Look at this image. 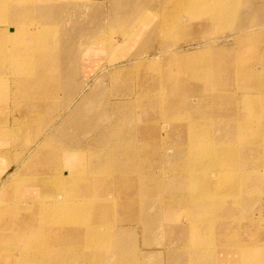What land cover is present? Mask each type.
<instances>
[{
    "label": "bare ground",
    "instance_id": "obj_1",
    "mask_svg": "<svg viewBox=\"0 0 264 264\" xmlns=\"http://www.w3.org/2000/svg\"><path fill=\"white\" fill-rule=\"evenodd\" d=\"M57 1L0 0V264H141L150 234L156 255L179 264H264V26L234 29L240 0H167L177 13L163 31L198 25L212 49L161 48L159 67L158 53L125 54L140 34L101 29L75 63L95 74L102 52L117 61L108 76L123 94L80 97L55 124L72 101L54 102L61 8L47 4ZM229 29L234 46L213 49L212 35ZM147 64L150 87L142 79L128 97L132 81L119 76Z\"/></svg>",
    "mask_w": 264,
    "mask_h": 264
},
{
    "label": "rangeland",
    "instance_id": "obj_2",
    "mask_svg": "<svg viewBox=\"0 0 264 264\" xmlns=\"http://www.w3.org/2000/svg\"><path fill=\"white\" fill-rule=\"evenodd\" d=\"M165 2L168 1L167 0H138V1L137 0H97V1L96 0H90V1L60 0L57 2L47 4V7L49 6L50 8L53 7H55L54 9H56V7L61 8V10L59 11L61 17L59 16L58 18L61 24V38H60L61 43L60 45H58L57 50L55 49L51 52L53 54L50 53L51 54L50 56H54L56 58L58 56V59L61 62L60 64L61 74L59 75L60 79L58 80V87H59L58 95L54 102L56 101L57 103H59V101L64 102L68 98H72V101L67 106V109H65V112H63V117H60L59 120H56L55 124H58L61 121L62 123H64L65 121H63L62 119H64V114L67 113L66 111H68V109L70 112L74 110V108H76L79 104L78 102L80 101L79 99L87 97L88 94L94 92L95 95L97 94L99 99L102 100V96L108 93L111 99L114 100L120 97V94H123L122 91H124V88L126 87V85L120 84L119 92L113 89L114 86L113 81H115V78L111 80L108 75L115 69V67H113L114 66L113 64H116L118 62L115 61L112 63H108V62L106 63L105 60L106 56L103 52L102 54H100L101 52L99 53L100 54L99 59H94L95 61L92 59L94 65L95 64L102 65L100 71L97 73L95 72V74H93L91 70L89 74H85L87 72L82 68L81 63L79 66L77 65V63H75L78 58L76 54V49L78 48L80 42L84 40L87 36L92 35L93 33H97L104 28L110 29L112 31H116V28H120V27H123V29L127 28L131 30L135 35L137 33L140 34L142 36V39L136 42L137 46L130 47L125 54H127V56H136L138 53L137 51L139 50L142 51V57L147 56L148 54L158 53L157 67H159L161 63L163 66L165 65L164 56L159 55L161 50H163L161 48H165L168 46L173 50H181V51H200L204 49V47L207 45L206 41L208 40L207 38L208 35L204 31L205 28H199L198 25H195V27L194 25H189L190 27L188 29L183 31L179 30V32L176 30L178 28H174V27H171L172 29H170V31L168 29H164L165 31H163V20L167 18L168 19L167 21L171 22L173 18L174 19L176 18L175 13H177V11H175L177 8L174 6H170V5H168V7L162 6L163 3L165 4ZM147 3L148 5H146ZM239 3L240 4L238 6V10L236 14L233 16L234 18H236L234 21V29H238L239 27L245 28L246 26L250 28H253L254 26V29H259L264 26V0H240ZM71 7L73 8L71 9ZM150 10L155 11L157 16L151 13L148 14ZM49 12L53 13L54 11L50 10ZM146 15H148V17H146ZM140 17H145L147 19L146 25L142 27L143 31H139L137 29L138 20ZM181 19L182 22L180 23V25L185 26L187 22L183 21L184 19L183 17ZM252 19L253 21L251 23L250 21ZM158 22L159 24H157ZM170 22L165 23V25L171 26L172 24ZM250 25L253 26L251 27ZM233 32L234 31H231V29H229L225 33H217V32L215 34L212 33L213 34L212 37L215 39L214 41L215 44L219 46L217 47L213 45L212 46L213 49H221L225 51V48L226 49L232 48L234 46V39L231 37ZM117 33L119 34V32ZM175 34L177 35V37L172 38L174 37ZM113 39L115 40L119 39V36H116ZM208 47L209 46H206L205 49H207ZM210 49H212L211 46L207 50ZM143 53L145 55H143ZM255 53L254 55L252 53H249L248 57L254 59V60L251 59V61L248 59L249 62L251 63L258 62L259 59L258 57H260V55ZM230 54H232V52H230ZM236 56H239V53H237ZM263 58H264V54H263ZM128 61L129 60H127L126 62ZM85 64L86 62L84 63V66ZM132 64L133 62L129 61L127 63V66ZM150 67L151 66L147 64V66L143 68L138 66L134 67V69L130 68L129 69L130 73L128 75L129 79L127 77L125 78L126 74L119 76V78L122 77L121 81L123 82H125V80L132 81V84L130 85L131 91L128 92L127 95L128 97H133L134 94L139 93L141 87L138 81H142V79L143 80L145 79V81L148 82L147 87H150L152 81L150 80V76H151ZM182 72H184V75H182ZM167 73H171V70L168 69ZM174 73L175 74L178 73L180 76H183V78L184 77L187 78L185 81H187L190 76L188 70L186 69L181 70L180 67L179 68L176 67ZM91 74L92 76L91 78H89L88 75ZM232 81L238 82L240 80L236 78L233 79ZM233 87L235 86L233 85ZM132 91L134 94L133 93L131 94ZM86 103L82 104L83 106L81 107L80 111L84 110V112H86L90 110L88 104ZM140 112L141 109L136 110V114ZM144 119L147 120V117H142L141 121L143 122ZM157 128H158L159 137L167 138V136L170 134L169 131L171 130V125H169V122L166 119H163L160 116H158ZM13 170L14 168L13 169L11 168L10 173H12ZM142 194L144 195L143 192H137L135 196L139 197ZM109 203L110 200L101 204L104 206ZM146 204L147 202H145L144 206ZM145 238H146L145 239L146 245L144 244V242L141 241L142 242L141 246L143 252H145L146 255L144 260L140 262L141 264H169L170 262H172L170 264H179L183 262V258L180 257L168 259L166 257L156 255L158 254L159 248L158 245L157 244L154 245L153 242L157 241L158 237L156 238L155 235L152 236V234H150L148 237ZM262 239H264V237ZM18 248H22L21 243L18 244ZM259 248L263 249V247H259ZM106 256L107 255L105 254L104 262L106 260Z\"/></svg>",
    "mask_w": 264,
    "mask_h": 264
}]
</instances>
